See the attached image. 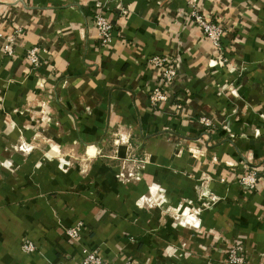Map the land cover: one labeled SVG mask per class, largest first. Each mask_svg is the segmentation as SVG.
Listing matches in <instances>:
<instances>
[{
	"label": "crops",
	"instance_id": "1",
	"mask_svg": "<svg viewBox=\"0 0 264 264\" xmlns=\"http://www.w3.org/2000/svg\"><path fill=\"white\" fill-rule=\"evenodd\" d=\"M189 1L0 0V31L23 30L11 55L0 39V264L73 263L65 232L79 221L80 241L114 264H225L236 237L264 264V0L202 2L220 51ZM154 54L180 75L152 106ZM19 136L47 142L24 152ZM25 237L35 253L20 252Z\"/></svg>",
	"mask_w": 264,
	"mask_h": 264
},
{
	"label": "built area",
	"instance_id": "2",
	"mask_svg": "<svg viewBox=\"0 0 264 264\" xmlns=\"http://www.w3.org/2000/svg\"><path fill=\"white\" fill-rule=\"evenodd\" d=\"M203 1L215 0H190L189 15L193 18L196 27L201 31L205 39L216 50H221V38L224 34V29L221 24L213 18L210 13L203 11ZM124 12V11H122ZM2 11L0 10V14ZM93 22L97 32V39L102 46H108L113 39L112 29L113 25L108 15L102 10L96 11L93 14ZM22 28L16 27L10 32L0 31V39L3 41V51L7 55L13 53V44L15 37L22 34ZM40 48L32 46L26 51V59L33 66L37 68L40 65ZM175 56H166L154 54L147 58V64L153 70V76L150 80L149 99L152 106L160 102H167L170 100V87L178 79L180 72L174 65ZM201 123L205 126L210 125V121L201 118ZM129 175H132L130 173ZM257 173L251 170L244 175H241L240 181L247 188H254L257 182ZM83 223L77 222L74 226L66 230L67 236L75 244V251L78 258L70 264H114L111 260L105 258L103 251L98 247H88L80 241L82 232L84 230ZM37 249V241L32 238L25 237L19 242V250L22 254L35 253ZM74 251V252H75ZM227 264H249V257L244 252L243 241L240 237H236L227 244L226 258ZM121 264H134L132 260L125 259Z\"/></svg>",
	"mask_w": 264,
	"mask_h": 264
},
{
	"label": "rangeland",
	"instance_id": "3",
	"mask_svg": "<svg viewBox=\"0 0 264 264\" xmlns=\"http://www.w3.org/2000/svg\"><path fill=\"white\" fill-rule=\"evenodd\" d=\"M43 142H47V141L40 136H34L30 140H26L23 136H19L17 139V143L15 144V147H17L21 151L29 152L32 151V149L34 148L42 147L43 146L42 144H44ZM11 174L14 175L17 173L13 171ZM207 208H208V204H204L203 209L207 210ZM225 258H226V252H225ZM225 258H224V263L227 264Z\"/></svg>",
	"mask_w": 264,
	"mask_h": 264
}]
</instances>
